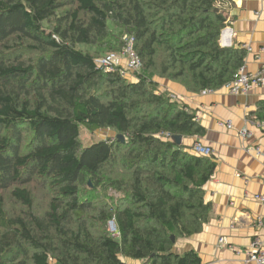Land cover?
I'll list each match as a JSON object with an SVG mask.
<instances>
[{
    "label": "trees",
    "instance_id": "obj_1",
    "mask_svg": "<svg viewBox=\"0 0 264 264\" xmlns=\"http://www.w3.org/2000/svg\"><path fill=\"white\" fill-rule=\"evenodd\" d=\"M230 3L0 0V264H201L173 248L208 221L216 162L174 140L205 130L159 80L192 94L233 81L246 52L218 42ZM125 38L133 80L96 63ZM82 127L116 137L83 145Z\"/></svg>",
    "mask_w": 264,
    "mask_h": 264
},
{
    "label": "crops",
    "instance_id": "obj_2",
    "mask_svg": "<svg viewBox=\"0 0 264 264\" xmlns=\"http://www.w3.org/2000/svg\"><path fill=\"white\" fill-rule=\"evenodd\" d=\"M231 1L223 5L227 24L218 42L223 48L249 46L243 65L255 74L264 63V0ZM159 90L168 91L196 112L205 135L182 138V142L188 147L202 143L212 150L216 162L203 187L205 202L210 205L208 221L199 233L177 239L173 252L194 251L201 264H256L248 262L244 252L256 238L264 248V229L258 225L264 223V204L256 199L264 195V129L256 125L264 119L255 116L264 103V85L245 96H232L223 87L192 94L167 80H159Z\"/></svg>",
    "mask_w": 264,
    "mask_h": 264
},
{
    "label": "built area",
    "instance_id": "obj_3",
    "mask_svg": "<svg viewBox=\"0 0 264 264\" xmlns=\"http://www.w3.org/2000/svg\"><path fill=\"white\" fill-rule=\"evenodd\" d=\"M125 38L126 46L123 49V52L121 54H109L106 56H103L101 58H98L96 60L97 65L99 68L105 70V71H112L115 66H120V59L124 58L128 61L126 67L123 69L122 67V74L124 76L127 70L132 71V74L135 72H138L141 69L142 62L140 58L136 55L134 49H133V39ZM244 50L251 51L249 46H243ZM264 85V63L261 65L260 70L255 73H249L246 71V68L241 66L233 81L227 83L223 88L232 96H245L247 95L251 90L261 87ZM256 125L264 129V122H257ZM226 126L231 129L232 124L231 122H227ZM247 135V132L243 131L241 133L242 137H245ZM192 151L194 154L198 156L203 157H210L212 155V150L208 147L203 146L200 142H194L192 146ZM257 200L262 202L264 204V195L256 197ZM259 227H262L264 229V223L258 222ZM108 230L112 234L114 238L118 237V232L116 229V225L114 222H109L108 224ZM223 239L220 240L221 243H223ZM246 254V257L248 259V262H254L256 264H264V248L262 247V242L259 238H256L250 245V248L245 250L244 252Z\"/></svg>",
    "mask_w": 264,
    "mask_h": 264
},
{
    "label": "rangeland",
    "instance_id": "obj_4",
    "mask_svg": "<svg viewBox=\"0 0 264 264\" xmlns=\"http://www.w3.org/2000/svg\"><path fill=\"white\" fill-rule=\"evenodd\" d=\"M120 64L121 67L124 69L128 63V61L124 58L120 59ZM126 78L132 80V71L127 70L126 68V72H125ZM209 92H213V91H209ZM116 137L115 133L111 132V131H105V130H95V131H88L87 129H85L84 127L81 128L80 130V142L83 145H90L91 143L95 142V141H99V140H114V138ZM36 193V206H35V212H40L42 210L45 209V204H46V200L48 195V191L46 192H35ZM111 194H113L114 196H118L117 194L111 192ZM5 199H6V207L9 211L11 212H19V210L21 209L19 205H15V203H13L12 200L9 199L8 194H5Z\"/></svg>",
    "mask_w": 264,
    "mask_h": 264
},
{
    "label": "water",
    "instance_id": "obj_5",
    "mask_svg": "<svg viewBox=\"0 0 264 264\" xmlns=\"http://www.w3.org/2000/svg\"><path fill=\"white\" fill-rule=\"evenodd\" d=\"M118 138L122 141V138L120 136H118ZM175 141H177V143H180L182 141V137H176L174 138ZM171 239L174 241V237L172 236Z\"/></svg>",
    "mask_w": 264,
    "mask_h": 264
}]
</instances>
